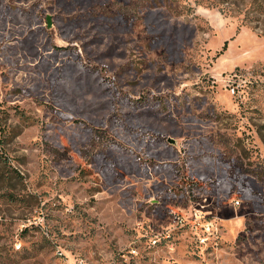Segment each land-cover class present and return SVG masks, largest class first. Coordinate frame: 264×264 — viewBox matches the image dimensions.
<instances>
[{
    "label": "rangeland",
    "instance_id": "rangeland-1",
    "mask_svg": "<svg viewBox=\"0 0 264 264\" xmlns=\"http://www.w3.org/2000/svg\"><path fill=\"white\" fill-rule=\"evenodd\" d=\"M0 109V264H264V0H0Z\"/></svg>",
    "mask_w": 264,
    "mask_h": 264
},
{
    "label": "trees",
    "instance_id": "trees-1",
    "mask_svg": "<svg viewBox=\"0 0 264 264\" xmlns=\"http://www.w3.org/2000/svg\"><path fill=\"white\" fill-rule=\"evenodd\" d=\"M227 46V44H225V47ZM8 117H9V115H8V113L6 112V110H2V109H0V130H3V129H5L4 128V126H2V124H1V121L3 122V120L4 121H6L7 119H8ZM18 173V172H17Z\"/></svg>",
    "mask_w": 264,
    "mask_h": 264
},
{
    "label": "built area",
    "instance_id": "built-area-1",
    "mask_svg": "<svg viewBox=\"0 0 264 264\" xmlns=\"http://www.w3.org/2000/svg\"><path fill=\"white\" fill-rule=\"evenodd\" d=\"M235 204H240V199H236L235 201ZM207 227H208V229L210 228V224H207ZM206 240V238H201V241H205Z\"/></svg>",
    "mask_w": 264,
    "mask_h": 264
}]
</instances>
